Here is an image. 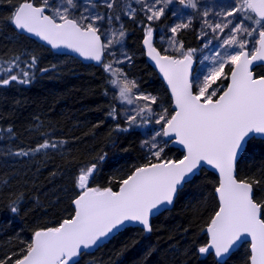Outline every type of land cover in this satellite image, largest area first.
<instances>
[{
  "label": "snow or ice",
  "instance_id": "snow-or-ice-1",
  "mask_svg": "<svg viewBox=\"0 0 264 264\" xmlns=\"http://www.w3.org/2000/svg\"><path fill=\"white\" fill-rule=\"evenodd\" d=\"M137 2L143 5L148 22L144 25L143 43L147 55L167 82L171 109L163 107L157 96L133 91L138 89L137 82L129 80L118 66L124 60L110 53L113 60L104 62L107 50L119 44L125 32L121 27L118 34L113 32L112 38L102 42L96 21L105 17L86 6L92 5V0H40L39 5L33 0H16L13 4L7 23L15 30L39 38L52 49H68L87 60L103 64L107 85L113 90L118 89L115 95L117 104L112 106L108 115L118 120L121 114L117 113V107L123 108L128 125L121 127L117 124V131L126 132L131 127L153 121L159 129L155 130L150 142L145 141L142 145L150 143L149 151L155 162L149 160L135 167L118 182V191L112 187L91 186L97 166L93 163L82 167L74 179L75 189L79 190L72 200L74 214L58 226L35 231L19 256L14 260L12 257L0 260V264H78V257L84 250L103 246L128 223L142 225L145 232H151L150 217L162 209L167 210L178 192L198 175L204 165L219 173L215 187L219 204L206 227L208 241L198 248V252L202 256L214 253L217 264H226L224 258L242 240L250 237V264H264V202H257L253 195V183L260 181L249 183L235 175L236 162L248 142L256 137L264 138V75L257 77L252 70L254 62L264 61V0H236L235 5H229L230 10L223 13L224 22L203 21L204 28L211 29L214 39L222 41L216 45L206 73L192 72L196 50L185 51L175 40L178 31L190 27V20L170 28L171 45L180 54L178 57L162 55L153 46L151 22L165 14V8L158 6L172 4L173 0ZM104 3L107 8H113V0H104ZM179 4L185 8H197V0H179ZM81 8L79 16H75L74 13ZM177 12L173 11L172 15L176 16ZM203 15L207 17L208 12ZM234 15L238 17L235 23L227 19ZM116 19L119 20V16ZM108 20L111 23L112 17L109 16ZM225 29L229 30L228 33L220 36ZM253 40L254 46L249 50L248 45ZM210 44L211 40L205 46ZM124 59L130 62L129 57ZM204 60L209 57L205 56ZM35 63L36 57H33L32 65ZM226 65H231L230 74L225 73ZM16 67L18 65L13 61L7 68V78H0V87L13 81L29 83L27 71L22 73L23 79L11 74ZM222 80L228 81L226 86L218 83ZM105 94H108L107 89ZM153 105L160 111L157 112ZM63 143L45 139L30 151L38 153L55 149ZM169 144L182 146V158L166 157L165 148ZM15 154L26 156L29 153L20 150ZM10 210L16 213L18 208L13 206Z\"/></svg>",
  "mask_w": 264,
  "mask_h": 264
},
{
  "label": "trees",
  "instance_id": "trees-1",
  "mask_svg": "<svg viewBox=\"0 0 264 264\" xmlns=\"http://www.w3.org/2000/svg\"><path fill=\"white\" fill-rule=\"evenodd\" d=\"M33 2L38 5L40 0ZM227 2L221 0L220 5L228 8ZM15 3L16 0L11 3L0 0V69H3L0 78H7V68L14 61L18 67L11 74L23 79L22 73L27 71L29 83L13 81L0 87V260L8 257L14 260L26 249L35 231L58 226L73 214L72 200L79 191L74 179L82 167L93 163L97 166L91 186L116 190L118 182L135 167L149 160L155 162L149 145H142L159 129L153 121L126 132L117 131V124L128 125L120 107H117V113L121 114L118 120L108 115L117 101L110 94L112 89L106 83L103 64L95 66L70 55L55 54L18 33L7 23ZM134 5L131 16L123 13L119 0H113L110 10L102 4H94V8L101 15L109 11L115 19L119 16L117 22L121 23L125 37L117 46L125 50L130 62L119 55L124 63L118 66L129 80L137 82L138 89L133 91L157 96L163 107L171 109L168 90L144 55V25L148 22L142 4L134 2ZM180 8L185 7L178 1L177 5L166 7L158 21L151 22L156 33L153 44L162 54L180 55L171 44L160 40L171 35L166 33L167 27L172 12ZM185 9L191 17L190 27L178 31L175 40L186 51L200 47L207 36V28L199 16L210 6L197 0L196 9ZM96 25L101 33L104 23L100 20ZM33 57H36L34 65ZM112 60L107 50L104 62ZM230 70L231 65H226L225 73ZM254 73L264 75V66L255 67ZM227 82L219 83L226 86ZM153 108L160 111L156 105ZM45 139L64 143L55 149L30 151ZM20 150L29 154L16 155ZM165 154L169 159H180L183 152L169 144ZM236 176L249 183L260 181L253 183V195L257 202H264V138L248 142L237 162ZM217 185V176L203 168L178 192L171 208L151 219V232L137 226L126 227L93 252H83L78 264H217L213 254L201 256L198 252L207 242L205 229L218 208ZM13 206L18 208L16 213L10 210ZM249 256L245 242L225 261L248 264Z\"/></svg>",
  "mask_w": 264,
  "mask_h": 264
},
{
  "label": "rangeland",
  "instance_id": "rangeland-1",
  "mask_svg": "<svg viewBox=\"0 0 264 264\" xmlns=\"http://www.w3.org/2000/svg\"><path fill=\"white\" fill-rule=\"evenodd\" d=\"M119 1L121 2V8L123 9V13L125 15L131 16L135 12L134 2H137V0H119ZM178 1L179 0H173L172 4H169V5L161 4L158 7L166 8V7H170V6L174 5V4L177 5ZM220 1L221 0H203V2H205L208 7L210 6V10L207 11L208 12V16L207 17H204V15H203V13L205 11H201L199 19L202 21V23H203V21L205 19H208L209 21L214 22V23L215 22H224L225 21L226 18L223 16V13L228 11V10H230V8L229 7L226 8V6H224V5L221 6L220 5ZM227 3H228V5H233L234 6L235 3H236V0H228ZM94 4H102V5L106 6V4L104 3V0H92V5H86V6L90 7L91 11H94L96 14L101 15L93 7ZM142 9H143V5H142ZM108 10H110V9L108 8ZM80 11H82V8L78 9L74 13V15L75 16H79ZM143 14L145 15L144 11H143ZM102 16H104L105 18L102 20V22L104 23V26H103V28H101V33L100 34L103 37V42H105L107 38H112L113 32H116L118 34L119 29L121 27V23L118 24L117 19H115L112 15H110L109 11H107L106 14L102 15ZM109 16L112 17L111 23H109V20H108ZM227 19H232L233 23H235V22H237L238 17L236 15H234L233 17H230V18H227ZM189 20L191 22V17L189 15V12L187 11V9L180 8L179 11L177 12V15L173 16V18L171 20V23L167 27V31L168 32H166V33L167 34L171 33L170 28L172 26H175L176 24L182 23V22L183 23H188ZM153 22H156V21H153ZM246 23L250 24L251 22L246 21ZM231 26L232 25H230L229 27H231ZM159 30L162 32L163 31L162 27H160ZM228 31H229L228 29H225V33H220L219 35L220 36H225L228 33ZM206 33H207V36L204 38V40L202 42V45L200 47H198L197 49H195L196 51L193 53V58L196 60V68L194 70V73H198V72H205L206 73L208 71V68L210 66V60H211L212 54L216 50V45H218L219 43L222 42L220 40L214 39V34L212 33L211 29L207 28ZM155 35H156V33H155V29H154V31H153V40H154V36ZM257 38H258V36H257ZM160 40L171 44L172 33L167 39H163L162 38ZM209 40L212 41V44H210V45H208L206 47L205 45L207 44V41H209ZM248 46H249L248 47L249 50L252 49L253 46H254V40ZM219 50L221 52L224 51V49H219ZM228 51L231 52L232 49H228ZM108 53H109V57H113L112 54H114L115 57H118L119 59H120V57H121V59H124L125 56H127L125 50L121 46L118 47L117 44H114L112 48L108 49ZM110 53H112V54H110ZM119 55H120V57H119ZM205 56H208L209 60H204ZM201 79H202V77H201ZM110 94H111V96L117 95L118 94V89H116V90L112 89ZM125 107H129V106H125ZM120 112H121L122 116L125 117V115H123V112H124L123 108H120ZM151 137H152V135L150 136V138H148L149 142L151 141ZM149 147H150V143H149Z\"/></svg>",
  "mask_w": 264,
  "mask_h": 264
},
{
  "label": "water",
  "instance_id": "water-1",
  "mask_svg": "<svg viewBox=\"0 0 264 264\" xmlns=\"http://www.w3.org/2000/svg\"><path fill=\"white\" fill-rule=\"evenodd\" d=\"M13 28H14V27H13ZM16 31H17V30H16ZM17 32L20 33V34H23V35H25V36H27V37H29V38H31V39H34L36 42H38V43H40L41 45H43V46L49 48V49H50L53 53H55V54H58V55H70V56H72V57L78 59V60L81 61L82 63L93 64V65H95V66H99V65H101V64H98V63L95 62V61L87 60V59H85V58L79 56L78 53H74V52H72L71 50H68V49H58V50H57V49H52L50 45H48V44H46L45 42L39 40V38H37V37L31 36V35H29V34H26V33H24V32H21V31H17ZM143 39H144V38H143ZM101 40H102V38H101ZM102 42H103V41H102ZM153 46H154V44H153ZM142 47H143L144 55H145V58H146L147 62H148V63L150 64V66L156 71L158 77H159V78L161 79V81L164 83L165 87H166L167 90H168L169 96L171 97V93H170V90L168 89L167 82L164 80L163 75L159 72V69L156 67L155 62L152 61V60L150 59V57L147 55V48L145 47L144 43H142ZM154 47H155V46H154ZM156 49H157V48H156ZM157 50H158V49H157ZM158 51H159V50H158ZM161 54H162V53H161ZM162 55H165V54H162ZM166 55H167V54H166ZM174 57H175V56H174ZM259 65H263V66H264V61H257V62H254V65L252 66L253 73H254V68L257 67V66H259ZM195 66H196V61H195V59L193 58L192 72H194ZM230 71H231V70H230ZM229 74H230V73H229ZM254 75H255V73H254ZM255 76H257V75H255ZM259 76H261V75H259ZM259 76H257V77H259ZM256 138H260V137H256ZM170 145H171V146H174V147L178 148L180 151H182V146L175 145V144H170ZM241 155H242V154H241ZM241 155L239 156L237 162L239 161ZM181 158H182V157H181ZM237 162H236V166H235V175H236ZM203 168H205V169H207V170L213 172V173L217 176V178H218V182H219V173H218L215 169H213V168H212L211 166H209V165H204ZM118 190H119V187L116 189V191H118ZM253 194H254V191H253ZM215 195H216V193H215ZM175 197H176V196H175ZM216 198H217V201H218V197H217V195H216ZM174 200H175V198H174ZM173 203H174V201H173ZM218 204H219V201H218ZM172 205H173V204H172ZM172 205L167 206V209L171 208ZM217 209H218V208H217ZM162 211H164V210L162 209L159 213H161ZM159 213H158V214H159ZM73 214H74V213H73ZM158 214H155V215H153L152 217H150V223H151V219H152L153 217L157 216ZM135 226L140 227V228L143 229V226H142V225H139V224H136V223H128V224H126L125 228H126V227H135ZM123 229H124V228H123ZM123 229H122V230H123ZM40 230H41V229H40ZM120 231H121V230H120ZM205 232H206V229H205ZM114 235H115V234H114ZM114 235H113V236H114ZM206 235H207V232H206ZM113 236L109 237V239H108L107 241H109ZM107 241H105L104 243H106ZM207 241H208V235H207ZM245 242L248 243L249 253L251 254V252H250V237H249V238H247V239H245V240H242V241L240 242V244H238L235 248H233V250L230 252V254H229L227 257H225L224 259L226 260V259H227V258H228V257L234 252V251H236V249H237L241 244H243V243H245ZM104 243H103V244H104ZM206 243H207V242H206ZM96 248H98V247H93V248H91V249L84 250L83 252H93ZM83 252H82V253H83ZM212 254H213L215 260L217 261V258L215 257L214 253H212ZM200 255H201V254H200ZM201 256H202V255H201ZM203 256H205V255H203ZM79 257H80V256H79ZM79 257H78V259H79ZM249 257H250V256H249ZM248 264H250V260H249V263H248Z\"/></svg>",
  "mask_w": 264,
  "mask_h": 264
}]
</instances>
